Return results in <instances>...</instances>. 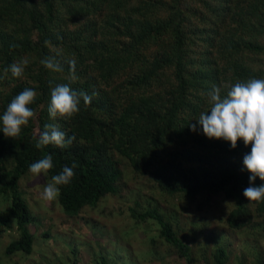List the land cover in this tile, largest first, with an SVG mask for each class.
<instances>
[{"label":"trees","instance_id":"obj_1","mask_svg":"<svg viewBox=\"0 0 264 264\" xmlns=\"http://www.w3.org/2000/svg\"><path fill=\"white\" fill-rule=\"evenodd\" d=\"M47 57L63 72L45 68ZM25 58L22 77L5 73ZM0 77V115L24 89L37 92L20 136L0 131V227L19 233L6 254L48 241L30 227L43 223L44 205L77 216L112 193L104 229L115 240L91 252L93 264H264V202L243 195L251 146L233 149L189 126L210 111L214 85L225 96L236 82L264 78V0H0ZM59 84L98 95L72 118L53 119ZM52 123L75 140L37 149ZM49 154L54 167L33 175L30 165ZM73 164L50 208L33 182Z\"/></svg>","mask_w":264,"mask_h":264},{"label":"clouds","instance_id":"obj_2","mask_svg":"<svg viewBox=\"0 0 264 264\" xmlns=\"http://www.w3.org/2000/svg\"><path fill=\"white\" fill-rule=\"evenodd\" d=\"M29 61L25 58L17 63H13L10 69H5V73L11 71L13 77H22L25 67ZM71 79L76 80V60L67 61ZM41 64L53 71L63 72V66L53 57H47L41 60ZM2 78V77H0ZM222 89L213 86L207 93L211 108L208 112H201L195 124H190L193 132L202 129L203 134L209 139L224 140L229 142L235 149L238 141H243L244 145L251 146L249 153L243 156V165L250 173L249 186L244 189L243 195L250 202H264V184L255 185L257 177L264 181V78H249L245 82H236L227 91L225 96L221 95ZM84 91H76L67 84H59L51 88L50 104L48 107L49 116L53 119L57 117L72 118L80 111L81 101L85 106L91 104L94 96ZM37 98V92L31 88H26L16 95L8 104L6 111L0 115V131L6 137L15 139L22 132V128L29 124L30 119L36 115L29 105ZM199 126V127H198ZM75 140V136H67L61 131L57 124H46L43 131L39 132L36 141V148L41 149L48 145H54L58 148H67ZM54 167L52 155H46L38 161L32 163L29 171L39 177L41 173H47ZM76 165L65 166L62 171L54 175L50 183L43 188V199L41 201L52 205L53 200H59L60 187L68 185L73 179ZM115 194H107L96 206L81 210L75 219H80L83 215L93 221V213L99 212L97 217L101 222L97 227L107 225V218L104 213L108 211V206ZM110 199V200H108ZM109 203L101 206L100 203ZM61 212L69 216L63 208ZM119 220V217H118ZM94 222V221H93ZM120 222V220H119ZM96 223V222H94ZM47 229V228H46Z\"/></svg>","mask_w":264,"mask_h":264},{"label":"rangeland","instance_id":"obj_3","mask_svg":"<svg viewBox=\"0 0 264 264\" xmlns=\"http://www.w3.org/2000/svg\"><path fill=\"white\" fill-rule=\"evenodd\" d=\"M50 182L44 178L33 182V187L40 191L41 199H43L44 186ZM122 196H124V192ZM110 199L115 200L116 198ZM51 202L50 208L54 209L56 203L54 201ZM100 205L108 206L109 203L101 202ZM89 207L92 206L89 205L86 208ZM60 210L58 213H55L53 210L49 211L45 205L39 210L38 214L43 218V223H33L30 227L33 232L37 231L36 233L41 236L40 241L42 239L48 241L39 243L40 245L34 248L31 254L22 251H16L11 255L6 254L7 245L19 233L16 228L2 230L0 227V259L2 264H75V262L76 264H93L90 256L91 252L96 250L101 244L106 246V241L115 240L116 230L112 234H109L104 229V227H108L107 225L97 227L99 224L97 222H101V218L97 217L99 212L92 214V219L96 222L94 223L85 217V215L80 219H75L73 216L69 217L63 212L60 213ZM118 234L120 236V231H118ZM138 234L142 238L146 236V233L143 231H140ZM69 244L77 251V255L74 256L70 252ZM98 254L101 255L100 253ZM65 255H67V258Z\"/></svg>","mask_w":264,"mask_h":264}]
</instances>
